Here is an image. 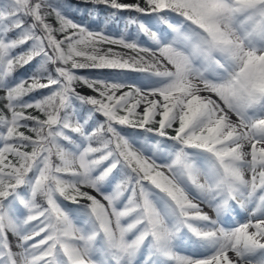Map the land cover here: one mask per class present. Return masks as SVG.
Listing matches in <instances>:
<instances>
[{
    "label": "snow or ice",
    "instance_id": "obj_1",
    "mask_svg": "<svg viewBox=\"0 0 264 264\" xmlns=\"http://www.w3.org/2000/svg\"><path fill=\"white\" fill-rule=\"evenodd\" d=\"M82 3L0 0V264H264V0Z\"/></svg>",
    "mask_w": 264,
    "mask_h": 264
},
{
    "label": "trees",
    "instance_id": "obj_2",
    "mask_svg": "<svg viewBox=\"0 0 264 264\" xmlns=\"http://www.w3.org/2000/svg\"><path fill=\"white\" fill-rule=\"evenodd\" d=\"M66 3H70L72 5V8L70 9V13L73 14L77 19L81 18V13H83L85 11V9H89L90 10L93 7L92 5L83 4L82 0H66ZM77 5L79 6V12L76 11ZM84 19H85L86 22H90L91 18H89L87 16H84ZM122 23L123 22L121 21V24ZM109 26H113L114 28H116V31L118 30L117 26L114 25V24H111V22L106 23V24H102L100 27L103 28V29H108ZM116 31H114V33ZM110 32H113V31H110Z\"/></svg>",
    "mask_w": 264,
    "mask_h": 264
},
{
    "label": "rangeland",
    "instance_id": "obj_3",
    "mask_svg": "<svg viewBox=\"0 0 264 264\" xmlns=\"http://www.w3.org/2000/svg\"><path fill=\"white\" fill-rule=\"evenodd\" d=\"M104 30H106V31H113V33H114V31H116V28H114L113 26H109L108 29H104ZM79 90L82 91V92H85V93L91 94L90 91H89L88 89L84 88V87H81ZM205 211H210V210L207 209V208H205ZM210 214H211V213H210Z\"/></svg>",
    "mask_w": 264,
    "mask_h": 264
}]
</instances>
